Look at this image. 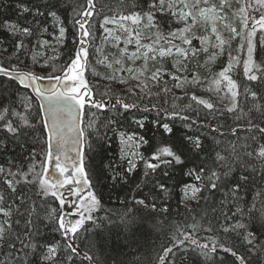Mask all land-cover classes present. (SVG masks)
<instances>
[{
  "label": "snow or ice",
  "instance_id": "snow-or-ice-1",
  "mask_svg": "<svg viewBox=\"0 0 264 264\" xmlns=\"http://www.w3.org/2000/svg\"><path fill=\"white\" fill-rule=\"evenodd\" d=\"M143 3L147 4V11H144L143 8L139 12L132 11L129 15H121L119 21L115 16L110 18L105 15L103 24L100 27L111 35V30L105 27L109 23H120L121 27H124L123 22L131 21L133 25H140L142 18H146L147 23L145 26L149 30L156 29L153 44H142L139 38L140 33H136L135 40L129 39L126 43H135L137 53H134L133 57L135 59L143 57L147 62L149 59H156V56L151 55V53L158 51L159 55L163 57L166 52L171 54L173 48L178 53L190 50L193 56L201 50L207 52L208 49L205 47L206 36L199 37L201 47L199 49L196 47L194 41L197 38L193 35V26L201 21L205 23L217 19L222 21L224 17L217 15V13L224 9L227 0H220L219 8L214 3L210 5V0H151V3H148V0H143ZM256 3L259 4L261 9H264V0H256ZM6 5L7 0H0L3 11H7ZM138 6V4L133 5L134 8ZM70 7L71 12L68 13L67 18L71 20L74 28L73 34L78 39L76 40L74 54L69 57V62L60 69L61 74L59 75L50 73L42 76L32 70H21L19 64L23 63L20 61V55L28 50V46L32 43L31 38H36L34 47H43L48 43L46 40L41 41L39 36L48 31V28L46 26L42 27V25L47 24L49 17L58 24L59 37L57 39L65 37L66 28L64 22L60 20L59 13L68 12L69 5L66 0H17L15 9L19 15L16 21H0V29L8 32L12 38L11 53L8 56L7 63H3L4 58L0 57V106L4 105L6 100L10 102L8 106L3 107V111H0V121H3L0 127L11 134L12 139H17L21 134L20 126L12 119H6V116H12L18 117L24 127L35 130L36 125L12 106V103H14L12 98L19 91V87L31 89L32 94L42 101L33 119L37 123H41V117L44 116L50 121V126L47 123L44 124L47 138L43 143L47 147L42 146L41 148V154L44 156V161L40 165L43 174L37 173L33 180H27V176L24 177L27 183L34 185L33 195L29 196L27 193L20 192L14 185L13 180L7 179L8 176H11L16 178L18 182L19 173L11 171L5 173L4 168L0 166V174L5 175L4 182L11 189V195L16 198L9 205L5 201V197L0 195V213L4 217L3 221L0 222V264H32L30 259L32 256L38 257L41 264H48L56 255V250L49 243H42L39 240L46 230L60 231L62 236L69 240L67 248L70 249L72 254L78 256L80 249L73 241L80 237V229L90 231L104 228L103 221L97 222L91 215H84L85 210L89 213L92 210L91 208L85 209V205L89 200L94 205L99 203L96 194L90 189L95 186L92 183L93 176L98 177L103 174L102 166L94 163L95 156H89V160L93 161L92 173L88 174L86 172L84 157L88 153L83 150L86 135L90 136L94 130L97 139L100 141H110L119 136L123 143L127 134L122 132L121 129L125 126L131 127L132 124H136L138 127L144 128L146 132L152 131L143 122V113L149 111L147 107L141 112L136 103L125 102L120 97L115 98L114 102L112 99L105 101L104 99L95 98L96 94L84 74V68L87 66L89 57V51L85 46L89 44L90 38L95 36L93 19L95 16L100 15V12L96 8L95 0H73ZM249 7H252V5L245 2L237 10L240 16L239 28L230 24L225 25L231 33L230 39L239 38L242 42L241 47L247 49L248 58L242 59L233 56L229 52L227 66L220 70L218 78L212 81L217 85V92L220 91L219 86L226 82L225 86L232 97V103L226 109L228 113H235L237 109H240V104L237 101V81L229 75L235 64L242 62L243 73L248 81L264 79V77L257 75L258 72H264V69L255 68L252 61V54L256 48L254 38L257 36L258 30L264 33V12L261 13L259 19H256L247 12L246 9ZM157 13H159V16H157ZM29 16H31V20L28 19ZM21 20L24 21L23 24L20 23ZM174 23H182L184 27L173 30L171 25ZM165 26H168L166 35L162 31ZM212 33L216 35L218 41V44L213 46L219 48L220 53H222L228 41L218 33L214 24ZM177 39L182 41L184 45H189V49H182L175 45L173 41ZM160 41H164L168 47L156 49L154 44H158ZM260 43H264V39ZM141 48H147L148 52L140 53ZM3 51L8 53L9 48L4 47ZM220 53H213L210 59H215L216 55ZM116 63L120 64L121 61L116 60ZM128 71L131 72L132 69L129 68ZM53 72H55V69H53ZM158 72L159 69H157ZM157 73H153V79H157ZM174 79L178 78L174 77ZM193 79L195 82V77ZM44 80L54 81V83L42 86ZM245 92H248L247 88H245ZM250 95L255 100L258 97V91H251ZM25 100L28 101L24 105L25 109H31V97H25ZM192 100L196 102V105H203L205 109L216 110L213 102L200 99L195 95L192 96ZM109 105H111L110 108ZM188 107L192 109L194 115H181L175 111L172 113L173 117H178L181 120L182 128L185 131L174 128L167 122L155 121L157 131L164 142V146L156 147L155 151H152L151 138H145L144 135L138 137L135 134L127 135V141H137L135 147L147 145L146 150L151 152L150 160L154 161L149 162V159L143 155L133 153L134 156L140 155L146 169L138 180L132 175L138 165L133 159L124 155V149H121V153L122 158L127 160L126 169L114 165L112 162L103 166L111 173L109 178L114 182L113 187L117 184L121 188L133 185L129 190L134 191L137 196H142V198L136 199L133 196L131 202L148 210L146 215L156 210L155 201L160 192L167 191L165 180L173 179L170 169L175 171L179 168L182 175L192 178L196 182L193 184L183 183V188L185 190L190 189L194 198L202 189L210 194L220 192L224 197V200L221 201L222 205L229 197L235 201H240L242 197L239 193L246 189V186L250 183V178L257 173H259L260 179L264 180V142H260L259 137L255 135L258 131L260 137H264V127L255 125L252 119H248L245 121L247 127L238 124L225 132L222 129L227 125L211 128L210 124L201 122V113L198 108H193L192 105ZM121 108L124 110L123 112H121ZM91 109L111 113L104 117L103 133L100 131V126L93 120V117L97 116L98 113L90 112ZM131 109H137V115H134L132 120L129 121L128 112ZM256 111L264 115V105L256 106ZM209 129L210 131H208ZM205 132L213 137L207 146L205 145ZM241 132L244 133L243 137H241ZM108 133H112V135L109 136ZM231 137L236 139L232 140ZM37 140L40 141L41 138L38 137ZM53 144H55V151L51 150ZM99 147L105 149L104 143H101ZM88 149L92 151L91 144ZM69 152H75V157H70ZM36 155L33 152V157ZM52 159H55V168L58 170L60 178H48L51 173H49L45 164ZM62 160L72 161V171L68 175H66L68 172L67 164L62 163ZM34 170L35 165L29 169L30 172ZM251 182L254 183L255 180L251 179ZM71 184L78 186L71 190V194L81 201L77 213L80 218L66 220L63 209L57 211V209L51 208L49 210V201L46 197L49 195L55 197L61 205H65L66 201L59 190L65 185ZM81 184L89 188L87 199L81 193ZM145 189H147L146 193ZM150 198L151 203H149ZM257 198H260V208L256 207ZM17 199L18 203L16 202ZM203 199L207 201L209 197L205 196ZM121 203L127 207L130 201L126 197ZM163 211L167 212L168 209L165 208ZM256 212H259L258 217L255 215ZM42 213L45 214L42 215ZM236 213L243 214L242 208L237 206ZM236 213L232 214L233 218H235ZM247 214L251 219L258 220L260 234L264 235V191L257 192L256 196L253 197L252 207L247 209ZM116 215L119 223L117 224L109 217L108 224L118 228L123 233L126 241L130 239L134 231L145 220V216H138L132 208H127V211L118 212ZM85 221H91L92 229L86 226ZM152 227H156V225H152ZM245 228L246 225L239 220L231 226V230ZM188 229H191V231H188ZM202 230L214 232L210 224L206 229L199 222H193L184 227L177 225L171 240L168 244L162 246L155 260L158 264H186L191 259L189 253H196L211 260L213 255L220 249L226 253L231 252V255L236 257L240 264H250L244 256H238L236 251L215 239L213 235L206 236L204 242H201L198 234ZM104 231L107 232L108 229H104ZM224 231L228 232L230 229L226 227ZM243 240L249 246V251L256 256H264V243L260 241L259 237L249 231L243 236ZM85 247L92 249L96 247V244L94 241H89ZM68 260L73 261L74 264L73 255H69ZM82 260L88 261L89 264H104L100 257L89 255L88 251H84ZM192 264H200V262L194 260ZM221 264H223L222 261Z\"/></svg>",
  "mask_w": 264,
  "mask_h": 264
},
{
  "label": "trees",
  "instance_id": "trees-1",
  "mask_svg": "<svg viewBox=\"0 0 264 264\" xmlns=\"http://www.w3.org/2000/svg\"><path fill=\"white\" fill-rule=\"evenodd\" d=\"M69 5L68 12H61L60 20L64 22L66 28L65 37L61 40L57 39L59 37V27L56 21L52 18H48L47 24L42 25L48 28L47 32H44L39 36L41 41H48L43 47H34L36 45V38H31L32 43L28 46L23 54L20 55V61L23 63L19 64L21 70H32L37 72L42 76L48 74L58 75L60 69L69 62V57L74 54L76 48L77 36H74V28L71 20L68 19V13L71 12L70 5L73 0H66ZM17 0H7V11H3V7L0 6V21L11 20L16 21L19 15L18 11L15 9ZM96 8L100 12V15L95 16L93 19V24L95 25V36L90 38V48L89 57L86 68V78L93 88L96 97L102 99H115L120 97L128 103H136L139 106L141 112L147 107L148 112L143 113V122L147 127L151 128L152 131L146 132L144 128L138 127L136 124H132L131 127L125 126L121 129L122 132L133 135L137 137L139 135H144L145 138H151V143L153 145L152 151H155L156 147L164 146V142L157 131V126L155 124L156 120H161L167 122L170 126L174 128H179L181 131H185L182 128V122L178 117H173V111L179 112L181 115H194L192 109L188 106L192 105L193 108H198L201 113V122L205 124H210L211 128H216L219 125H227L222 131H229L230 128L236 127L238 124L247 127L245 121L252 119L255 125L264 127V115L261 112L256 111V106L264 105V79L258 81H248L243 73V65L238 64L235 66L231 72L233 79L237 81V101L240 104V109H237L235 113H228L226 111L227 107L231 105V101L228 95L225 94V90L216 91V86H213L212 93L207 94L205 97H200L199 95L187 92L181 94L179 90L175 89L170 82H172L170 75H157V79L152 83H145V86L136 87L132 89L127 87L125 89H120L113 86L111 83L103 84L93 80L90 76L92 62L96 56H99L98 44L100 43L101 35L104 32V28L100 27L103 24L105 15L108 17L115 16L117 20L121 15H129L132 11L139 12L141 8L144 11L148 10L147 4L143 3V0H95ZM151 3V0H148ZM134 4H138V7H133ZM159 16V13H157ZM31 20V16L28 17ZM144 25H146V18H142ZM21 24L24 23L23 20L20 21ZM173 30L175 28L184 27L182 23H174L171 25ZM106 27V26H105ZM146 27V26H145ZM168 26H165L162 31L167 34ZM194 29V26H193ZM156 36V29L152 28L149 30L146 27V35L141 37V41H151ZM119 43L118 47L115 49L118 53L124 50V48L132 49L131 43H126L128 40L127 35L123 37ZM197 38V37H196ZM223 38L228 41L226 44L229 52L233 47L229 43L228 37L223 33ZM174 40L173 43L175 44ZM180 41V40H179ZM195 39L194 42H196ZM56 43V45H50ZM164 42V41H160ZM154 44L156 47L162 46V44ZM12 38L8 32L0 29V57H3V63H7L8 56L11 53ZM9 48V52L5 53L3 48ZM54 48V50H52ZM110 50V49H106ZM117 56V55H116ZM118 58V56H117ZM120 59V58H119ZM112 60V58H111ZM114 60V57H113ZM115 61V60H114ZM120 65H126V62H122ZM163 63V62H162ZM44 65L47 70L43 72L37 71L38 65ZM223 62L220 61L218 66L222 67ZM253 65L255 68L264 69V48H256L254 53ZM55 69V72H53ZM217 71V69H216ZM215 71V72H216ZM162 74V73H161ZM191 75V71L188 74L181 76L182 79ZM257 75L264 77V72H258ZM173 83V82H172ZM170 85V87H169ZM142 88V89H139ZM222 88V87H221ZM245 88L248 92H245ZM138 90V91H136ZM251 91H258V97L254 100L250 95ZM195 95L200 99H205L213 102L216 110L205 109L203 105H196V102L192 100V96ZM25 97H31L32 107L29 110L25 109ZM142 97V99H141ZM12 106L15 107L17 112L23 113L31 123L35 124V130L30 127H24L22 122L18 117L6 116V119H12L21 128V134L17 139H12L11 134L7 133L2 127H0V166L5 170V173L9 171L14 173H19V180L11 176L7 179H12L14 185L20 192L27 193L29 196L34 194L35 188L33 184H29L25 181L24 177L27 176V180H33L37 173H42L41 162L44 161V156L41 154L42 146L46 148V144L43 143L46 140V133L43 123H37L33 119L35 113L39 107L37 101L31 96V94L19 87V91L12 98ZM9 101L6 100L5 104L0 106V111H3L4 106L9 105ZM124 110L121 108V112ZM90 112L98 113L97 116L93 117V120L97 125L100 126V131L103 133V120L106 115H110V112L101 111L98 109H91ZM137 115V109H131L128 112V120L131 121L132 117ZM42 120V119H41ZM3 121H0L2 124ZM194 130V129H193ZM162 131V130H161ZM210 131V129L208 130ZM109 136L112 133H108ZM259 137L260 142H264V137H260L259 132L255 133ZM205 145L211 142L212 136L207 135L205 132ZM244 133L241 132V137ZM40 137L41 140L38 141L37 138ZM235 140V137H231ZM85 149L84 151L88 153L84 157V165L86 166V172L88 174L92 173V163L89 160V156H95V161L97 165L102 166L103 174L93 176L92 183L95 185L92 191L97 196L99 201L97 207L93 210L91 215L97 222L103 221L104 228L94 229L90 231H85L83 228L80 229V237L75 239L76 245L84 252L88 251L89 255H94L100 257L104 264H158L155 257L160 253L163 245L168 244L172 238L173 233L176 231L177 225L184 227L185 225H190L193 222H199L203 228H207L209 224L214 229V232L200 231L198 236L201 242H204V238L208 235H213L215 239L230 247L232 250L237 252L238 256H244V258L250 262V264H264V256H256L251 251H249V246L243 240V236L247 232H252L255 236L259 237L260 241L264 243V235H261L258 220L251 219L247 214V209L252 207L253 197L256 196L257 192L264 191V180H261L259 173L254 177L250 178V183L246 186L245 190H242L239 195L242 197L240 201H235L229 197V199L222 205L221 201L224 200L223 195L220 192L210 194L207 191H202L201 195L198 197L196 203L191 206L184 202L183 198V183H193L195 182L192 178L184 176L181 174L179 168L175 171L171 169L173 179L165 180L167 184V191L160 192L155 203L157 208L155 211H151L150 214L146 215V210L143 206L137 205L132 201V197L135 196L136 199L142 198V196H137L134 191L129 189L133 185L125 186L121 188L119 184L113 187V181L109 178L111 173L107 170L106 166L109 162L114 165H119L122 168H127V160L122 158L121 153V142L119 136L110 141H100L97 139L96 132L93 130L92 134L86 135L85 137ZM104 143L105 149H101L99 145ZM92 145V151H89L88 146ZM147 145L140 146V155L149 159V162H154L150 160L151 152L147 151ZM33 152L37 155L33 157ZM203 155V154H201ZM136 164L137 169L132 174L138 180L143 172L146 170L144 162L139 159ZM35 165V170L30 172L29 169ZM191 166V165H189ZM257 166H259L257 164ZM5 175L0 174V195L5 197L7 204L11 205L13 199H16L11 195V189L4 182ZM251 179L255 182L252 183ZM145 193L147 189L144 190ZM209 197L207 201L203 197ZM128 198L130 203L127 207L121 203V201ZM49 201V210L51 208L60 210V206L55 198L52 196L46 197ZM19 202L18 199L16 201ZM151 203V198L149 199ZM239 206L243 210V214L236 213V208ZM14 207V205H13ZM256 207L260 208V198L256 200ZM127 208H132L138 216H145L144 223H142L132 234L130 239L125 240L123 233L120 232L118 228L113 225L108 224V218L111 217L113 221L117 224L119 223L116 213H123L127 211ZM168 209L167 212L163 209ZM233 213H236L235 218H233ZM45 213H42L44 215ZM255 215L258 217L259 212ZM227 217V219H225ZM4 219L3 214L0 213V222ZM237 220L246 225L245 229L231 230V226L234 225ZM86 226L92 229L91 221H87ZM156 225V227H152ZM229 228L230 231L225 232L224 228ZM58 228V225H57ZM104 229H108L107 232ZM191 231V229H188ZM39 240L44 243H49L56 250V255L52 258L48 264H73V261L68 260L69 255H73L74 264H89L87 261L82 260L80 256L72 254L70 249L67 248V243L65 242L60 231L46 230ZM89 241H94L96 244L95 248L89 249L85 247L88 245ZM170 246V245H169ZM191 259L186 262V264H192V261L199 260L200 264H240V261L231 255V252H224L218 249V251L213 255L212 259L209 260L203 256H199L196 253H189ZM32 264H41L38 257H30Z\"/></svg>",
  "mask_w": 264,
  "mask_h": 264
},
{
  "label": "rangeland",
  "instance_id": "rangeland-1",
  "mask_svg": "<svg viewBox=\"0 0 264 264\" xmlns=\"http://www.w3.org/2000/svg\"><path fill=\"white\" fill-rule=\"evenodd\" d=\"M245 2L250 3L252 7L247 8V12L256 19H259L262 12H264V9H261L259 4L256 3V0H227V4L224 7V9L217 13L219 16H223L224 19L221 21L219 19L217 20H209L206 23L201 21L197 25L194 26L193 29V35L197 37V41L194 42L196 47L199 49L201 47L199 37H207V41L205 43V47H207V52L201 50L197 55L193 56L192 52L189 50L184 53H178L175 48L172 49L171 54H168L167 52L163 57L159 55V52H153L151 55H155L156 59L152 60L149 59L147 62L141 57L140 59H135L133 57L134 53H137V45L135 43H131L132 49L124 48V50L120 51L118 53L115 51V49L118 47L119 43L121 42V35L123 34V37L127 35L128 40L136 39V33H140V40L142 36L146 35V27L144 25V21L141 20L140 25H133L131 21H125L123 22L124 27H121L120 23H109L106 25L108 29L111 30V35L106 33L105 31L101 35L100 43L98 44V52L99 56H96V58L93 59L91 73L90 76L93 80L108 84L111 83L113 86L118 87L120 89H125L127 87H130L132 89H135L136 87H142L145 86V83H152L155 81V79L152 78L153 73H157V69H159V72L157 75H170V78L172 80L171 85L179 90L181 94H185L188 91L192 94L199 95L200 97H205L207 94H213L212 93V87L216 86L212 81L216 78H218V73L220 70H222L224 67L227 66L229 61V49L227 46H224V51L220 53L219 48L214 47L213 45L218 44V41L216 40V35L212 33V26L213 24L217 27L218 33L223 37V33L228 37L229 43L233 46L231 48V53L233 56L247 59L248 53L246 48L241 47V41L239 38L237 39H230L231 33L228 28L225 27V25H232L237 28L240 27V16L238 14L239 7L244 4ZM214 3L219 8L220 0H210V5ZM204 6L203 4L201 5ZM119 21V20H117ZM127 29V31H125ZM264 39V33H261L259 30L257 31V36L254 38V43L256 44V48H264V43H260V41ZM61 40V39H60ZM142 44H152L151 41H145L142 42ZM162 46L154 47L156 49L159 48H166L168 45H166L164 42H161ZM52 45H56L55 42H53ZM175 45H178L182 49H189V45H184L182 41H175ZM255 48V49H256ZM110 49V50H106ZM54 50V48L52 49ZM148 52L147 48H141L140 53ZM213 53H220L216 55L215 59H210ZM254 53L252 54V61H254ZM118 58H117V56ZM114 57V60H113ZM112 58V60H111ZM123 60L122 62H126V65H120L116 63V60ZM222 61L223 65L222 67L218 66L219 62ZM163 62V63H162ZM239 64H242L239 63ZM238 64H235L237 66ZM243 65V64H242ZM234 66V67H235ZM253 66V65H250ZM131 68L132 71L129 72L128 69ZM217 69V71H216ZM47 70V67L44 65H38L37 71L43 72ZM191 71V75L182 79L181 76L184 78L183 75L188 74V72ZM216 71V72H215ZM162 73V74H161ZM231 75V73H229ZM174 77H177L178 79H174ZM195 77V82L194 78ZM226 83V82H225ZM225 83H222L220 87L221 89H224L226 92L225 94L228 95L231 103H232V97L231 94L228 92L227 87L225 86ZM170 87V85H169ZM222 87V88H221ZM139 88V89H142ZM171 88V87H170ZM138 91V90H136ZM128 135V134H127ZM127 135L124 137V142H121V147L124 149V155H126L128 158H131L136 163L140 159V155H133V153H139L140 154V146L137 148L135 147L137 141H127ZM196 183V182H193ZM190 183V184H193ZM203 189L200 193L197 194V196L194 198L192 196L191 190H185L183 188V198L184 202L188 205L193 206L198 197L201 195ZM98 205V204H96ZM94 206V204H93ZM87 208H91V205L87 206ZM91 212L89 213L87 210L84 211V215H92L93 214V208H91ZM87 221H85L86 223Z\"/></svg>",
  "mask_w": 264,
  "mask_h": 264
},
{
  "label": "water",
  "instance_id": "water-1",
  "mask_svg": "<svg viewBox=\"0 0 264 264\" xmlns=\"http://www.w3.org/2000/svg\"><path fill=\"white\" fill-rule=\"evenodd\" d=\"M77 39H78V37H77ZM85 47L88 49L89 48V44L86 45ZM82 63H84V62L82 61ZM85 73H86V67L84 68V74ZM85 78H86V76H85ZM50 83H54V81L44 80V81H42V86H48ZM20 88H22L24 90H27L31 94V96L37 101L38 105H40L42 103V101H40V99L38 97H35L32 94L31 89H25L23 87H20ZM96 99H99V98H96ZM104 100L107 101L109 99H104ZM112 101L114 102L115 100L112 99ZM110 107H111V105H109V108ZM45 109H46V105H45ZM41 118H42L43 126H44L45 123H47L50 126V121H48L46 119V117L42 116ZM45 133H46V138H47V131H46V129H45ZM46 147H47V145H46ZM51 150L52 151H55V144H53ZM83 150H84V146H83ZM68 155L70 157H73L74 158L75 157V152H69ZM61 162L67 164L68 172L66 173V175L70 174L71 171H72V161L71 160H68V161H63L62 160ZM55 163H56L55 162V159H52V160L47 161V163L45 164V166L49 170V173H51V175L48 177L50 179L60 178L59 177V172L55 168ZM42 174H43V171H42ZM77 187L78 186L76 184H71V185H65L63 188H61L59 190L60 194H62L64 196V199L66 201V204L65 205H61L60 202H59V200H57L54 197L57 200V202L59 203L60 209H63V212H64V215H65L66 220H69V219L75 220V219H79L80 218V216L77 213H78V206L81 204V201L77 200L76 196H73L71 194V190L74 189V188H77ZM80 187H81V193H82V195L85 197V199H87V193L89 191V188L87 186H83L82 184H81ZM90 190L92 191V188ZM73 205H76V206H73ZM89 205H91V208H93V209H95L97 207V205H94L93 206L92 201L89 200L88 203H87V205H85V209ZM63 238H64L65 242L68 244L69 240L66 239L65 237H63ZM73 243L76 245L75 241H73ZM83 254H84V252L80 249V254L78 256H80L81 258H83Z\"/></svg>",
  "mask_w": 264,
  "mask_h": 264
}]
</instances>
